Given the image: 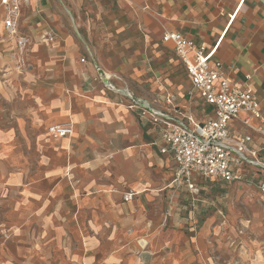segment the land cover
I'll list each match as a JSON object with an SVG mask.
<instances>
[{
    "label": "crops",
    "instance_id": "crops-1",
    "mask_svg": "<svg viewBox=\"0 0 264 264\" xmlns=\"http://www.w3.org/2000/svg\"><path fill=\"white\" fill-rule=\"evenodd\" d=\"M18 27L31 40V70L7 82L0 74V264H209L215 229L196 215L208 204L200 194L210 184L256 204L264 170L244 164L242 181L232 184L195 177L198 193H190L174 184L177 166L161 153L158 126L116 90L197 123L215 117L199 93L189 95L187 70L162 41L173 32L216 49L212 63L262 101L264 0H24ZM4 36L0 12V71L12 63ZM193 105L205 108L204 120ZM247 118L232 121L231 134L252 136L260 151L264 136ZM68 124L71 137L46 140L50 127ZM26 154L37 155L36 176ZM258 158L264 163V152ZM47 169L59 173L55 183ZM130 191L136 195L126 202ZM51 203L59 213L45 211ZM261 216L249 230L264 236ZM255 259L247 264H262Z\"/></svg>",
    "mask_w": 264,
    "mask_h": 264
},
{
    "label": "built area",
    "instance_id": "built-area-1",
    "mask_svg": "<svg viewBox=\"0 0 264 264\" xmlns=\"http://www.w3.org/2000/svg\"><path fill=\"white\" fill-rule=\"evenodd\" d=\"M24 0H0L5 39L12 45L10 47L12 63L0 71L5 82L13 74L22 76L31 65L27 60L31 40L19 33L18 22ZM47 41L52 43L54 36L49 34ZM164 43L174 45V51L184 64L188 77L192 83L189 95L199 93L200 98L215 110V117L203 123L195 122L190 116L176 111V116L168 111L159 110L150 103L133 98L126 90H116L119 94L129 98L132 102L130 109L140 111L141 116L157 125L161 131L164 147L162 154H171L175 160L177 170L174 184L185 185L190 193H198L194 184L195 177L205 180L216 179L226 184L242 181L238 170L244 164L264 170L258 154L264 152V144L260 151L253 147V137L245 136L235 139L230 130L232 121L237 120L244 113L248 118L244 124L253 131L264 136V99L261 101L254 91L232 85L223 71L221 63H212L216 49L207 50L198 46L193 40L187 39L179 33L166 32L163 35ZM85 63L86 60H82ZM251 75L247 77L250 81ZM107 87L112 88L110 83ZM167 102L172 104V100ZM255 120L258 125L251 126L250 121ZM74 129L71 124L53 126L47 130L49 137L55 140L69 138ZM264 193V182L259 186ZM136 193L128 192L124 200H133ZM172 215L169 208L166 220Z\"/></svg>",
    "mask_w": 264,
    "mask_h": 264
},
{
    "label": "rangeland",
    "instance_id": "rangeland-1",
    "mask_svg": "<svg viewBox=\"0 0 264 264\" xmlns=\"http://www.w3.org/2000/svg\"><path fill=\"white\" fill-rule=\"evenodd\" d=\"M125 79L126 77L121 79L124 84H126ZM188 108L199 120H204L205 115L203 112L205 108L202 105L198 107L193 105ZM44 135L46 140L52 139L49 137L47 130ZM26 156L29 158L30 164L28 174L36 176L37 155L26 154ZM57 174L49 169L46 170L47 179L49 177L53 183L56 181L55 175ZM207 187V190L200 194V200H206L210 205L205 204L202 207L201 204L196 215L200 223L207 222L208 220L213 221V229H215L213 235H215L216 240L213 237L210 239L209 264H247L251 262V259L256 260L255 255H257L260 263L264 264V236H259L260 234L253 229L249 230L250 225L248 223H252L253 217L256 214L264 212V199L259 197L255 202L256 204H247L243 196L244 194L240 191L234 192L221 189L210 184H207ZM54 188L55 185L51 186L50 191H53ZM45 211L54 214L59 213L60 207L55 203L47 204ZM221 211L226 216V219H223L219 215ZM261 217L262 228L264 229V217ZM165 221H167L166 218ZM0 227H2L1 220ZM239 239L240 241H238Z\"/></svg>",
    "mask_w": 264,
    "mask_h": 264
}]
</instances>
